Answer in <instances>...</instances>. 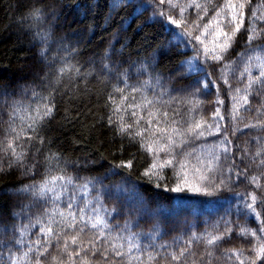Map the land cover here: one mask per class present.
<instances>
[{"label":"trees","instance_id":"trees-1","mask_svg":"<svg viewBox=\"0 0 264 264\" xmlns=\"http://www.w3.org/2000/svg\"><path fill=\"white\" fill-rule=\"evenodd\" d=\"M155 3L156 0H0V147L11 123L9 114L15 109L14 126L25 129L22 135L33 136L25 149L29 152L28 164L33 157L39 162L36 181L41 174L74 177L77 184L92 180L95 189L105 192V206L116 210L110 218L112 224L123 225L128 221L132 231L155 236L157 245L179 241L176 250L184 246L192 233L221 234L226 222H230L227 224L233 230L230 238L209 247L203 242L194 243L187 259L188 264H233L227 252L241 249L247 253L250 247L249 241L239 235V226L260 227L254 217L247 216L237 194L253 191L249 179L264 173V166L259 165L261 157H255L258 150L264 149V93L254 92L248 104L233 100L235 90L243 89L247 80L246 74L241 77L240 73L247 56L252 54L246 48L251 9H246L244 25L225 60L209 67L201 57L205 72H197L187 70V62L194 55L191 48L186 49L182 43L174 47L176 38L169 35L166 25L161 27L162 22L157 23L158 17L153 15ZM261 3L264 0H251V7ZM35 8L46 13L42 21L32 17ZM212 14L210 10L204 22ZM186 16L195 20L196 10L189 9ZM257 26L264 28V23L257 21ZM44 36L46 42L42 40ZM45 48L47 51L42 54ZM105 64L110 65L111 72L104 69ZM66 65L73 67L59 75L58 69ZM145 65L147 72L138 71ZM125 71L131 77L130 85L139 87L151 81L147 88L149 98L168 93L161 97L167 102L165 110L171 113L176 109L184 119L195 116L213 125L186 150L205 160L210 159L209 153L220 156L213 175L226 180L223 190L210 188L213 191L210 196L187 190L166 191L165 187H175L172 169L165 170L168 180L160 188L155 186V177L149 182L142 176L152 162V155L141 149L139 143H130L121 136L115 124H108V117L113 115L109 96L119 101L115 88L124 85L117 73ZM252 73L258 75L259 70L253 68ZM225 77L228 84L224 83ZM204 82L209 84L207 89L203 88ZM193 93L194 113L189 111L194 106ZM41 97H50L54 108L51 117L37 126L33 134L27 130L30 121H22L20 117L34 115L32 109ZM170 97H183L185 102ZM234 106L238 111L234 112ZM217 109L220 116H215ZM39 137L44 138L43 144ZM225 146L227 153L221 151ZM53 156L59 157V164L49 161ZM129 159L133 161V169L117 167ZM31 183L30 174L15 164L9 168L0 153V248L12 239L14 224H26L29 215L34 219L41 211L40 207H33L30 211L25 209L21 217L16 216L21 213L20 206L31 201L19 190ZM260 183L264 184V178ZM91 195L95 196V191ZM257 211L264 219V205L258 203ZM37 231L38 226L33 233ZM209 251L211 256L207 255Z\"/></svg>","mask_w":264,"mask_h":264},{"label":"snow or ice","instance_id":"snow-or-ice-1","mask_svg":"<svg viewBox=\"0 0 264 264\" xmlns=\"http://www.w3.org/2000/svg\"><path fill=\"white\" fill-rule=\"evenodd\" d=\"M249 8L251 22L246 29L248 33L246 48L252 54L247 56L244 71L240 73L241 77L246 74V83L243 89L237 88L235 90L237 95L233 96V100L237 103L242 100L244 104H248L249 97L254 92L257 95L264 93V43H259L264 41V28L257 26V21L264 23V3L251 7V0H223L222 3H216V0H205L204 3L200 0H186V2L156 0L153 15L158 17L157 23L162 22L161 27L166 25L169 35L176 38L177 43L173 45L174 47L178 48L182 43L186 49L191 48L194 55L187 62V70L205 72L201 66V57L203 64H208L209 67L225 60L244 25L246 9ZM189 9L196 10L195 20L190 21L186 16ZM210 10L213 14L207 22H204ZM31 15L35 20L42 21L46 13L42 8H35ZM42 40L46 42L47 37H42ZM46 51V48L42 49V54ZM209 61L212 64H209ZM181 64L183 65L184 62L182 61ZM72 67L66 65L59 68V75L65 74ZM103 67L108 72L112 71L108 64ZM224 67L228 68L229 65ZM253 68L259 70L258 75H253ZM75 70L79 72V69ZM138 71L147 72L148 68L145 65ZM211 74L206 73V76ZM117 78L124 87L115 88V92L119 94V101L109 96L113 115L108 117V124H115L121 136L126 137L130 143H139L141 149L152 155V162L144 169L142 176L149 182L155 177V186L160 188L162 182L168 180L164 175L165 170L172 169L175 187H165L166 191L187 190L210 196L213 195L210 188L215 191L223 190L226 187V180L213 175L220 156L214 152L209 153L210 159L205 160L201 155L186 150L194 139L204 137L205 131L211 129L213 125L207 124L203 118L196 119L195 116L184 119L176 109L171 113L165 110L164 105L167 102L162 101L161 97L168 93L161 92L149 98L147 88L151 86L150 80L138 87L129 84L131 77L127 71L118 72ZM156 83L159 84L158 78ZM224 83H229L226 77ZM208 87V82H204L203 88ZM33 95L38 94L33 93ZM170 98L176 99L179 103L185 102L183 97ZM192 103L194 106L189 111L194 113L195 93ZM53 108L50 97H41L32 109L34 115L28 114L21 116L20 119L30 121L27 130L36 134L37 126L51 117ZM233 110L238 111L235 106ZM15 111L14 109L13 113L9 114L11 123L5 131L0 153H3L7 159L9 168L15 164L33 177V183L19 190L20 193L31 197V201L22 204L21 213H17L16 216L21 217L25 209L30 211L33 207H40L41 211L34 219L29 215L28 223L21 222L12 226V239L0 248V261L3 264H188L187 257L192 254L191 246L194 243L203 242L206 247L216 246L226 237H231L233 230L227 227L230 222H226L224 233L209 232L202 235L192 233L184 241V246L179 247L178 250L175 246L179 241H174L172 245H157L155 236L152 234L144 236L142 233L132 231V225L128 221L123 225L111 223L110 218L116 210H109L105 206V192L95 189L94 181L88 180L83 184H77L74 177L44 174H41V179L36 181L35 176L40 174L39 162L33 157L32 163L28 164L29 152L25 149V145L30 144L33 136L22 135L25 129L14 126ZM177 116H181V119L177 120ZM215 116H220L219 109ZM220 118L223 119L222 116ZM216 127L219 130V126ZM39 140L43 144L44 138L39 137ZM221 151L227 153L228 148L225 146ZM255 157H261L259 165L264 166V149L258 150ZM51 160L59 164V157H50L49 161ZM117 167L131 170L134 164L129 159L122 161ZM228 171L231 173L232 169ZM235 175L239 179L240 173L237 172ZM261 178H264V173L261 177L251 176L249 183L254 190L237 194L247 216L254 217L260 223V227L250 229L247 226H239V235L249 241L250 247L247 253L241 249L229 250L226 255L233 264H264V219L257 211L258 203L264 205V184L260 183ZM228 179H231V176ZM228 190H231L230 186ZM93 191L96 193L95 196L91 195ZM257 192L261 195L258 196ZM37 226L38 231L33 233V229ZM168 248L173 250L167 251ZM162 249L165 251L162 252ZM207 255L211 256L212 253L209 251Z\"/></svg>","mask_w":264,"mask_h":264}]
</instances>
